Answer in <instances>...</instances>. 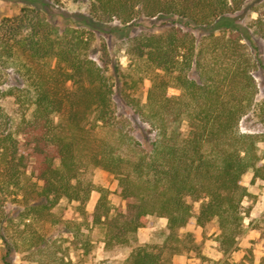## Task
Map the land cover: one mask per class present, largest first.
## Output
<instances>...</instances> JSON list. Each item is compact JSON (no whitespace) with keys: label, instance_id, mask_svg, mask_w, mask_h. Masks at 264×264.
<instances>
[{"label":"trees","instance_id":"trees-1","mask_svg":"<svg viewBox=\"0 0 264 264\" xmlns=\"http://www.w3.org/2000/svg\"><path fill=\"white\" fill-rule=\"evenodd\" d=\"M246 9L258 13L253 25L264 34V0H89L101 22L171 19L129 40L137 75L122 82L90 54L79 29L61 31L31 7L1 21L0 74L16 80L1 83L0 100L12 96L17 107L10 114L0 103V264H14L23 249L49 264H76L46 251L33 227L64 199L83 216L66 224L84 254L94 229L107 245L125 244L153 215L167 219L163 243L135 247L128 264H170L193 216L201 227L217 222L220 250L236 247L250 214L244 175L264 180V132L240 129L258 93L247 47L253 25L238 23ZM258 114L264 120V100ZM95 166L114 175L124 206L95 185ZM94 189L100 196L89 212ZM250 264H264V256Z\"/></svg>","mask_w":264,"mask_h":264},{"label":"rangeland","instance_id":"rangeland-1","mask_svg":"<svg viewBox=\"0 0 264 264\" xmlns=\"http://www.w3.org/2000/svg\"><path fill=\"white\" fill-rule=\"evenodd\" d=\"M23 7H31L40 10L45 18L57 29H79L85 39L91 43L90 54L97 59L108 73L116 81L130 79L136 76V64L130 54L129 40L139 34L142 30L155 31L161 23H168L171 19L139 18L129 24L121 23L118 20L112 22H101L90 15L89 0H0V23L6 17H14L20 14ZM256 11L246 9L238 17V23L254 24L253 19L257 18ZM166 21V22H165ZM252 41L247 47L254 57V74L258 83L256 106L240 122V129L247 133L264 132V120L258 114V105L264 100V34L257 32L255 26L249 28ZM200 35H205L202 30ZM12 74H0L1 83L15 81ZM151 84L150 79L145 78L138 86L140 95L144 98ZM169 91L179 94L177 88L170 87ZM5 110L14 114L16 103L12 96L0 100ZM183 129L187 130V123L184 122ZM258 151L261 155L260 163H264V143H258ZM92 180L97 187L108 189L109 199L114 207L125 205V201L116 194L117 180L107 170L95 166L90 169ZM253 172L249 171L244 175V182L250 190V195L244 198V205L250 209V214L245 217L242 233L237 239L235 248L223 252L219 248L218 225L212 222L205 227L196 223V217L178 232L179 241L177 245L182 252L171 256L170 264H184L179 261L185 259V264H250L252 261L258 263L264 256V180L257 179L251 182ZM100 196L98 189H94L86 204V209L93 211ZM75 201L62 200L58 207L52 209L51 219H38L33 222L35 230L44 234L48 247L46 251L54 255H65L67 259L72 258L76 264H128V257L131 251L145 243H163L167 219L165 217L151 216L147 225L138 229L131 236L129 243L107 245L103 240V230L97 228L91 233V250L84 254L83 249L72 242V234L66 222L71 220L82 221L83 216L76 208ZM200 202L194 204V213L199 210ZM17 210H14V214ZM52 219H61L54 222ZM176 243V242H174ZM0 238V254L2 248ZM217 254L219 259L209 258L206 253ZM168 254H165L167 256ZM32 258L27 249L16 252L13 255L14 264H49V261L39 258V255ZM191 258V259H189ZM35 259V260H33Z\"/></svg>","mask_w":264,"mask_h":264},{"label":"crops","instance_id":"crops-1","mask_svg":"<svg viewBox=\"0 0 264 264\" xmlns=\"http://www.w3.org/2000/svg\"><path fill=\"white\" fill-rule=\"evenodd\" d=\"M200 227H201V226H200ZM204 253H206L207 256H209V258H213V259H212L213 262H215L214 259H219V258L217 257V254L211 253V252H209V251H207V252L204 251ZM183 258H184V257H183ZM183 258H180L179 261H181V262L183 261V263L185 264V262H186V257H185V259H183ZM189 259H191V258H189ZM179 264H181V263H179Z\"/></svg>","mask_w":264,"mask_h":264}]
</instances>
